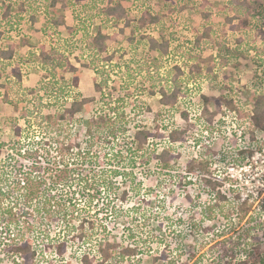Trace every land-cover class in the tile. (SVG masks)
<instances>
[{
  "label": "rangeland",
  "instance_id": "obj_1",
  "mask_svg": "<svg viewBox=\"0 0 264 264\" xmlns=\"http://www.w3.org/2000/svg\"><path fill=\"white\" fill-rule=\"evenodd\" d=\"M50 1L0 0V32L3 31L0 50H6L14 42L20 45L18 56L16 55L10 63L0 57V160L8 153L7 147L11 148L23 139L34 141L41 132L36 123L23 118L25 101L18 102L13 99L12 102L10 94L8 97L4 96L5 91L11 93V88L20 86L34 89L51 80L48 74L37 67L28 51H36L41 44L47 47L53 44L60 52L71 48V62L76 70L66 76L69 80L71 76H75L78 78V84L70 88L69 94L58 93L57 100L61 102L80 97L95 98V101L84 107L83 112L78 115L80 124L73 126L76 141L82 148L86 147L84 141L89 127L88 118L92 111H95V104L111 103L112 108H118L119 112L125 113L123 119L128 128L125 134L109 137L107 142L96 147L97 155L100 156L97 169L110 170L109 165H106L109 164V158L105 157L104 153L122 150L125 154L128 143L139 129L150 133L157 131L159 137L154 139L149 136L142 150L156 143L160 152L164 143H168L169 130L189 128L185 140L173 142V145L170 143L178 158L172 160L168 171L158 169L159 165L153 161L149 164L139 161L133 169L137 180L142 183V197L138 195L135 198L143 199L148 193L145 199L151 200L150 206L154 213L150 216L155 215L158 218L151 222L150 228L143 227L137 232L143 238L150 240L152 234L154 240L159 237L162 241L152 243L148 240V252L142 254L141 249H136L135 255L130 254L123 261L111 263L107 260L102 264H154L151 254H157L158 250H171L170 258L176 260L175 264H193L203 252L205 258L202 264H216L217 260L221 264H239L240 260L245 258L249 260L248 264H264V205L255 208L253 219H248L247 215L240 221L232 213L231 220L216 217L213 220L204 219L200 226L198 225L202 217L196 210L199 209L197 206L211 201L213 195L206 192L196 199L195 196L202 185L199 178H211L218 168H225L232 160L231 153L228 152L230 150L222 143L199 152L188 143L202 125L210 127L221 106L228 105L227 102L231 99L239 106L241 121L252 122L253 104L258 94L261 95L264 90V24L261 23L264 18L260 15L264 10V0H250L253 3L251 12L256 18H251L245 28L234 32L226 21V16L232 14L228 8V0H86L74 7L80 10L77 17L73 13L76 10L71 11V5L66 3L67 6L64 7L59 2L52 8ZM116 5L123 7L124 16L115 15L110 17L109 22H105L108 17L106 8ZM5 10L8 12L6 17L3 14ZM145 10L157 16L158 21L150 22V17L140 20ZM255 10L260 11L259 14ZM10 20L15 21L12 28L9 27ZM233 22L237 23V20ZM205 26L211 28L203 36ZM6 29H9V33H5ZM98 30H101L105 39L104 50L96 54V51L92 52V48L88 49L86 43L90 42V38ZM162 36L169 41L167 53L150 50L148 38L162 40ZM197 38L200 41L199 46L194 43ZM238 38L242 39V50L249 49L247 57H238L228 64L221 65L225 50L235 48ZM224 41L226 49L219 55V48ZM13 65L19 68L22 74L20 85L16 86L12 81ZM175 67L180 68L177 79L186 89V95L181 97L178 109H169L161 104L159 92L161 89L168 90L172 85L169 76H174ZM47 99L44 95V102ZM190 107L195 110L197 118L191 116L193 111L191 110L190 114ZM205 108L209 112H204ZM247 109L248 112H245ZM45 112H49L48 109ZM181 112L186 113L187 118L183 117ZM206 116L210 118L209 122L206 121ZM199 122L200 127H197ZM14 126L21 128L18 137L15 136ZM250 133L253 134V130ZM217 153H221L223 158L216 157ZM191 160H195L194 167L188 164ZM199 161H202L204 166L199 167ZM204 167L209 173L205 172ZM114 180L120 187L124 185L120 177ZM216 182L224 185L223 191L227 192V180ZM147 189L152 191L148 192ZM115 194L102 192L91 203L86 196L79 197V205L84 207L88 203L89 213L98 219L100 226L92 232L91 244L81 246L80 241L70 243L62 258L53 251L52 254L57 256V264H82L79 258L88 248L91 250L88 255L90 263L101 264L103 255L100 251L106 238L102 228L109 232L107 239L112 242L122 243V246L131 245V241L124 234H127L125 228L132 223L130 215L127 214L130 212L128 207L133 204L132 194L128 195L126 201H120ZM141 199L140 203L145 201ZM167 217L169 219H166ZM170 221L173 222L172 225ZM54 227L51 228V234L60 235L61 232H56ZM172 228L175 229L174 232ZM247 231L258 239V242L252 243H259V252L249 253L251 245H248L246 240ZM178 234H181L183 239ZM238 238H241L239 246L236 244L230 255L225 256L224 248L237 242ZM94 242L97 243L93 244ZM79 245L81 247H78ZM190 257L192 258L189 260ZM3 258L0 257V264H6Z\"/></svg>",
  "mask_w": 264,
  "mask_h": 264
},
{
  "label": "trees",
  "instance_id": "obj_2",
  "mask_svg": "<svg viewBox=\"0 0 264 264\" xmlns=\"http://www.w3.org/2000/svg\"><path fill=\"white\" fill-rule=\"evenodd\" d=\"M85 1L51 0L49 3L52 8L59 2L64 7L67 6V3L71 5L72 12L74 9L76 10L73 13L77 17L80 10L74 7ZM228 8L232 14L226 16V21L233 32L240 28H245L251 18H256L255 14L251 12L253 3L250 0H228ZM105 11L108 15L105 22H109L110 17L115 15L123 17L125 14L121 5L107 7ZM255 12L259 14L260 11L255 10ZM7 13V10H5L3 13L5 17ZM260 15L264 18V10ZM147 17H150V22L158 21V17L151 15L148 10L141 14L140 20H145ZM235 19L237 23L233 22ZM261 21L264 24V20L261 19ZM13 23L15 21H9L10 28L15 26ZM210 28V26H207L204 29L202 32L203 36L207 34ZM8 31L9 29H6L5 33H9ZM1 37H3V31L0 32ZM104 39L105 36L101 30H98L90 38V42L86 43L88 49L92 48V52L96 51V54H99L104 50ZM237 41L238 45L231 50L225 48V41L222 42L219 48V55L224 48L226 50L221 59V65L228 64L229 61L236 60L238 57H247L249 49L242 50V39L238 38ZM199 42L198 38L194 40L197 46H199ZM148 45L150 50H159L167 53L169 41L163 36L162 40L150 37L148 38ZM19 48L20 45L18 43H11L6 50H0L1 59L10 63L16 57ZM62 51L60 52L53 44L49 47L41 44L36 51H28L29 56H33L37 67L42 69L46 75L48 74L51 80L44 82L38 88L25 89L18 86L16 89L11 88V93L4 92L5 97H8L9 94L11 95L10 99L12 102H14L13 99L18 102L25 101L26 107L23 111V118L27 119L26 121L30 120L36 123L41 129V138L39 140L23 139L17 141L11 148H6L8 153H6L3 160H0V257H4L6 264H57V256L52 254L53 251H55V255L62 258L70 243L80 241L81 246L91 244L93 241L91 239L93 236L92 232H95L100 224L98 219L89 213L90 206H88V203L87 206L81 207L78 200L79 197L86 196L89 198V203H91L102 192H114L120 198V201H126L128 195L132 194L133 204L128 207L130 212H127V214L130 215L133 226L132 223L129 224L125 228L127 234H124L131 241L130 246H122L121 242L119 244L107 239L109 232L102 228L101 231H104L106 238L100 251L103 255L101 264L107 260L111 263L123 261L126 256L135 255L136 249H141L140 253L142 254L145 251L148 252L146 248L148 247L149 238H143L142 235L138 234L137 230L149 227L151 222L158 220V218L155 215L153 217L150 216L153 210L150 206L151 200L145 199L146 196L148 197V193L143 199L139 198L138 200L135 198L138 195L142 197V183L137 180L134 174V165L139 161L146 164L153 161L159 165L158 169L168 171L172 160L178 158V154L174 152L175 148L170 146V143H176V141L187 138H185V135L188 133V127L183 129L173 128L168 132V143H164L160 152H158L156 143H154V146L142 150L149 136H153L156 139L159 135L157 131L150 133L147 130L139 129L133 135L132 141L128 143L125 154H123L122 150H116L109 154L104 153V156L109 158V164L106 165H109L108 168L110 170L106 168L103 170L97 169L99 167L97 160L100 159V156L97 155L98 150H96V147L100 143L107 142L109 137L114 138L118 134H125L128 129L123 119L125 118V113L119 112L118 108H112L111 103L103 102L104 106L102 102L99 105L95 104V111L93 110L94 112L92 111L88 118L89 127L86 130L84 141L86 147L82 148L74 137L73 126L80 124L81 119L78 115L83 112L84 107L94 102L95 98L80 97L71 101L62 100L61 102L57 100L58 93L69 94L70 88L78 84V78L71 76L69 80L66 76L67 73H73L76 70L74 63L71 62V48H66ZM12 69L13 85H20L22 78L20 69L16 66L12 67ZM175 70L174 76H169L172 85L169 86L168 90L161 89L159 92L161 104L168 106L169 109L173 107L178 109L177 105L181 97L186 95V89L182 87L177 79L178 74H180V68L175 67ZM44 95L48 97L45 102ZM258 95L252 108V125L255 128L264 130V90L261 95ZM227 104L232 107L236 106L234 99L229 100ZM47 109L49 112H45ZM205 111L209 112L207 108L204 109ZM181 113L183 117L187 118L186 113ZM209 119L206 116V121ZM190 126L192 125L190 124ZM197 127H200V122ZM156 129L158 130L159 128ZM14 130L15 136H20L21 128L14 126ZM135 144L136 146H134ZM208 152V157H210V151ZM194 161H189L190 167H194ZM198 163L199 167L204 166L202 161ZM204 168L205 172L209 173L206 167ZM116 177H120L124 185L120 187L114 180ZM201 184L199 193L195 196L196 199H199L200 195L206 192L213 193V195L211 201L197 206L199 209L196 210L202 217L199 221V226L204 219L213 220L216 217H222L231 220L232 213L242 221L250 213L249 206L241 202L237 196H226L220 193L216 189L219 183L212 178L204 177ZM150 190L147 189L148 192ZM140 199L145 201L140 203ZM253 213L248 215V219H253ZM136 218L138 219L136 220ZM166 219L169 218L167 217ZM172 224L173 222L170 221V225ZM52 227L56 229V232H61L60 235L51 234ZM174 231L175 229H173ZM179 237L183 239L181 234ZM240 239L238 238L237 242H233L228 248H224L225 256L230 253L234 246H239ZM246 240L248 245H251L249 253L260 251L259 243H252L258 239L251 236L249 231L246 233ZM149 241L156 243V241H162V239L156 237V240H154L151 234ZM95 243L97 242L93 244ZM81 246L79 245L78 247ZM90 251L88 248L82 253L79 258L80 263L91 264L88 259ZM170 255L171 250H158L157 254H151L152 262L154 264L158 262L175 264L176 260H172ZM180 255L178 254V256ZM232 255L233 253H231L230 257ZM204 258L205 254L203 252L193 264H202ZM248 261L245 258L240 260L239 264H248ZM218 263L221 264L219 260H217L216 264Z\"/></svg>",
  "mask_w": 264,
  "mask_h": 264
},
{
  "label": "built area",
  "instance_id": "obj_3",
  "mask_svg": "<svg viewBox=\"0 0 264 264\" xmlns=\"http://www.w3.org/2000/svg\"><path fill=\"white\" fill-rule=\"evenodd\" d=\"M238 107L237 104L235 107L222 105L210 127L202 125L188 143L193 149H197L196 152L204 151L217 143H222L230 150L228 152L231 153L232 161L225 168H218L211 178L221 182L223 179L227 180V192L223 191L224 185H219L216 189L226 196H237L249 206L251 214L256 212V207L264 205V130L253 127L248 120L241 121ZM188 111L197 118L195 110L190 107ZM244 111L248 112V109ZM251 130L253 134L250 133ZM40 138L39 135L35 139ZM216 157L223 158L221 153H217ZM199 181L202 182V177Z\"/></svg>",
  "mask_w": 264,
  "mask_h": 264
}]
</instances>
